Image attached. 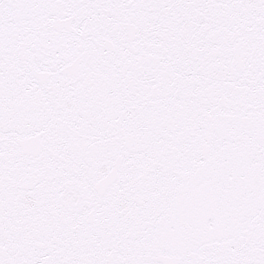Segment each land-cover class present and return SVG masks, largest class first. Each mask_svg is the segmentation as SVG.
<instances>
[{"label": "snow or ice", "instance_id": "1", "mask_svg": "<svg viewBox=\"0 0 264 264\" xmlns=\"http://www.w3.org/2000/svg\"><path fill=\"white\" fill-rule=\"evenodd\" d=\"M0 264H264V0H0Z\"/></svg>", "mask_w": 264, "mask_h": 264}]
</instances>
